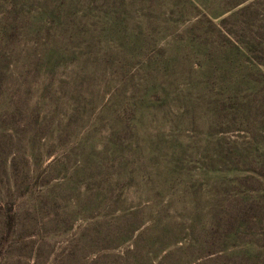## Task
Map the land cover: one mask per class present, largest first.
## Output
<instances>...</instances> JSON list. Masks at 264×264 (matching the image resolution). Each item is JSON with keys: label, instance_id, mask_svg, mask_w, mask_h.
Here are the masks:
<instances>
[{"label": "rangeland", "instance_id": "374dc122", "mask_svg": "<svg viewBox=\"0 0 264 264\" xmlns=\"http://www.w3.org/2000/svg\"><path fill=\"white\" fill-rule=\"evenodd\" d=\"M0 264H264V0H0Z\"/></svg>", "mask_w": 264, "mask_h": 264}]
</instances>
